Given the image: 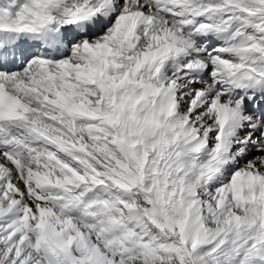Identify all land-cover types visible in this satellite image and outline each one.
<instances>
[{
  "label": "snow or ice",
  "instance_id": "1",
  "mask_svg": "<svg viewBox=\"0 0 264 264\" xmlns=\"http://www.w3.org/2000/svg\"><path fill=\"white\" fill-rule=\"evenodd\" d=\"M0 264H264V0H0Z\"/></svg>",
  "mask_w": 264,
  "mask_h": 264
}]
</instances>
